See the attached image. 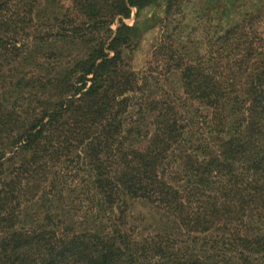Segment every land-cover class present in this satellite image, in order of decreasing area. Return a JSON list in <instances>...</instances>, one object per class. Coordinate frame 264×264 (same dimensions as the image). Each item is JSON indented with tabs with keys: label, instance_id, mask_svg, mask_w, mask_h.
<instances>
[{
	"label": "trees",
	"instance_id": "trees-1",
	"mask_svg": "<svg viewBox=\"0 0 264 264\" xmlns=\"http://www.w3.org/2000/svg\"><path fill=\"white\" fill-rule=\"evenodd\" d=\"M62 1L0 0V264H264L260 15L201 37L175 0ZM160 5L173 99L124 56Z\"/></svg>",
	"mask_w": 264,
	"mask_h": 264
},
{
	"label": "rangeland",
	"instance_id": "rangeland-1",
	"mask_svg": "<svg viewBox=\"0 0 264 264\" xmlns=\"http://www.w3.org/2000/svg\"><path fill=\"white\" fill-rule=\"evenodd\" d=\"M71 3L72 0H63L64 7L61 12ZM135 10L133 8L130 17L124 19L128 25L138 23L140 29L134 46L124 54L125 59L134 70L158 77L155 80L159 81L158 84L154 83L149 88L153 96L161 94L171 99L182 96L179 70L172 69L167 72L159 67L158 51L162 29L156 23V18L166 16L163 12L164 7L162 5L145 7L137 20H135ZM248 12L260 15L262 22L259 28L264 36V0H175L171 10L173 20L169 28L175 27L182 35L204 37L207 32L213 35L220 30V27L226 28L240 21ZM127 214H129L127 222L133 226L138 237L159 228V222L157 223V219L152 216L150 208L142 202L132 203Z\"/></svg>",
	"mask_w": 264,
	"mask_h": 264
}]
</instances>
